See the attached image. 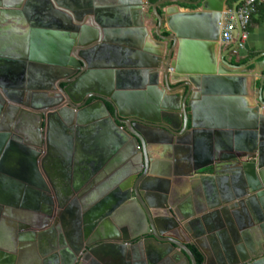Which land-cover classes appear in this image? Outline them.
Segmentation results:
<instances>
[{"label":"water","instance_id":"obj_1","mask_svg":"<svg viewBox=\"0 0 264 264\" xmlns=\"http://www.w3.org/2000/svg\"><path fill=\"white\" fill-rule=\"evenodd\" d=\"M226 3L0 0V187L11 189L0 188V264L28 247L44 264L103 249L129 264H196L194 224L203 264H264V79L244 109L233 75L246 64L227 59L238 19L234 45L216 52Z\"/></svg>","mask_w":264,"mask_h":264},{"label":"crops","instance_id":"obj_2","mask_svg":"<svg viewBox=\"0 0 264 264\" xmlns=\"http://www.w3.org/2000/svg\"><path fill=\"white\" fill-rule=\"evenodd\" d=\"M114 1L116 2V0H113V2ZM187 1H192V0H187ZM237 1H239V0H227L226 9L232 10V6ZM169 5H178V3L173 2V3H169ZM179 6L180 7H187V6H183L180 4H179ZM145 13H146V15L143 17V25H144V28L147 30L148 35H151L154 32L156 21H155V18L153 17V15L150 11H145ZM245 32L247 34L246 38L244 40L243 39L240 40V44H242V47H240L238 45L235 48V50H233L227 56V59L229 60V62L235 66H241V65L246 64V66L239 68V72H240L239 74L233 75L237 79L235 82L245 84L244 88H245V93L247 96L244 97V100H243L244 104L242 107L244 109L249 108V107H254V105L257 104L256 95L258 93V88L260 86V82L264 79V75H263L264 74V2L260 3L257 6L256 12L251 17L250 23L247 26ZM161 33H162V35H168V32H166L165 30H161ZM237 36H238V33L236 32L234 35L233 42L229 45H223L220 41V32H219L218 40L216 42V52L219 53V51L224 52V51L231 49L232 46L234 45V43L236 42ZM156 41H158V40H156ZM163 44L168 49L171 45V42H165L164 41ZM193 57H194V55H193ZM253 61H255V62H253ZM252 71L256 72V73L252 77H248V75H246V74L250 73ZM124 80H125V82H127L126 77H124ZM171 87H173V86H171ZM263 90H264V85H263ZM166 93H168V92H166ZM178 93L181 94V91H179ZM239 108H240V104H239ZM229 111L230 110L227 108L226 112H229ZM249 114L251 115V114H253V112H249ZM75 143L76 142H74V144H72V146H73L72 152H71V155L73 156L72 158H74V156L76 154ZM59 144H61V143H59ZM78 144L81 146V147L78 146L79 147L78 152H83L81 150L84 149V143L80 144V142H78ZM15 146L17 149H15V147L13 148V150H14L13 156H11L12 157L11 159L13 162L12 163L10 162V164H11V169L14 171V174H16L19 177L20 174L23 172L22 168L20 167L21 166L20 163H21L22 158H21V154H20L21 151L18 149V147L20 145L17 143ZM57 147L60 149L61 145L57 146ZM84 153H85V150H84ZM160 154H162V153H160ZM164 157H166V156H164ZM184 157H185L184 153L180 154L179 156L177 155L176 159H177L178 165L176 166L175 172H177V173L184 172L186 167H185L184 163L179 161L180 158L183 159ZM54 158H55V160L58 159L57 157H54ZM50 166L52 168V165H50ZM167 172H168V169H167ZM162 173H166V168L163 167ZM215 177H217V180L213 181V184H215V182H216V184H218V182H220V184H222V186H224L225 183H228L230 181L231 173H229V172L221 173V174H217ZM14 179H17V177ZM0 188L3 189L2 192H4V191L11 192V189L9 190L8 186L6 184L5 185L2 184ZM21 193H23V191ZM195 228H196V224L190 226L191 232H190V234L185 235V239H186L189 247L192 246V247L196 248L198 250V252H200L197 245L195 244V241L191 239V235L195 232ZM6 237H8L7 236V230L4 227V225L3 226L0 225V244L6 242ZM2 245H4V244H2ZM127 250H129V249H127ZM16 257H17V254H16ZM94 260H95V262H98L99 264H129L130 263V262H128L127 258H121L120 256L117 255V253L114 250H112V252H111L110 249L101 250L98 253V258H94ZM90 261L92 262L91 259L88 262H90ZM150 261L154 262L153 258H151ZM158 264H171V263L168 260H163L162 262H160ZM179 264H184V262L181 261Z\"/></svg>","mask_w":264,"mask_h":264},{"label":"built area","instance_id":"obj_3","mask_svg":"<svg viewBox=\"0 0 264 264\" xmlns=\"http://www.w3.org/2000/svg\"><path fill=\"white\" fill-rule=\"evenodd\" d=\"M264 2V0H244V2L237 9V19L243 29L241 39H245L247 34L245 32L250 23L251 17L256 12L257 6ZM237 19L232 10L227 9L222 12L220 22V41L223 45H229L233 42L234 35L237 32ZM242 47V44L239 43Z\"/></svg>","mask_w":264,"mask_h":264},{"label":"flooded vegetation","instance_id":"obj_4","mask_svg":"<svg viewBox=\"0 0 264 264\" xmlns=\"http://www.w3.org/2000/svg\"><path fill=\"white\" fill-rule=\"evenodd\" d=\"M24 1H26V0H24ZM25 249L23 250V252H21L20 254L17 255L13 264H44V260L43 259L41 260L40 255L37 252L35 247H33V248L28 247ZM45 251L50 252V249L49 250L46 249ZM128 252H129V250H128ZM50 253H53V252H50ZM86 264H99V263L90 261V262H86Z\"/></svg>","mask_w":264,"mask_h":264},{"label":"trees","instance_id":"obj_5","mask_svg":"<svg viewBox=\"0 0 264 264\" xmlns=\"http://www.w3.org/2000/svg\"><path fill=\"white\" fill-rule=\"evenodd\" d=\"M159 0H149V3H155ZM189 249L192 251L195 259H196V264H203L204 263V257L203 255L198 252V250L192 246L189 247Z\"/></svg>","mask_w":264,"mask_h":264},{"label":"bare ground","instance_id":"obj_6","mask_svg":"<svg viewBox=\"0 0 264 264\" xmlns=\"http://www.w3.org/2000/svg\"><path fill=\"white\" fill-rule=\"evenodd\" d=\"M56 92H58V94H61L59 91H56Z\"/></svg>","mask_w":264,"mask_h":264}]
</instances>
